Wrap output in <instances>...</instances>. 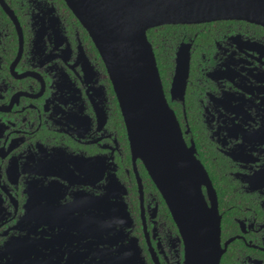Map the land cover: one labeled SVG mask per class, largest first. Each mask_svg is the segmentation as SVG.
<instances>
[{
    "label": "flooded vegetation",
    "instance_id": "obj_1",
    "mask_svg": "<svg viewBox=\"0 0 264 264\" xmlns=\"http://www.w3.org/2000/svg\"><path fill=\"white\" fill-rule=\"evenodd\" d=\"M179 36L176 50L191 43V63L185 100L172 106L213 171L206 167L228 243L221 264H264V26L220 19L179 24ZM196 138L206 142L200 149ZM90 157L97 160L88 169ZM117 179L130 214L122 252L137 238L146 264H158L151 247L159 264H184L178 227L133 159L87 29L65 0H0V264H103L76 196L100 194Z\"/></svg>",
    "mask_w": 264,
    "mask_h": 264
},
{
    "label": "water",
    "instance_id": "obj_2",
    "mask_svg": "<svg viewBox=\"0 0 264 264\" xmlns=\"http://www.w3.org/2000/svg\"><path fill=\"white\" fill-rule=\"evenodd\" d=\"M65 1L107 65L133 159H141L171 211L179 230L178 241L184 243V264H221L228 243L222 244L218 194L194 141L188 143L185 139L172 106L185 100L191 43L183 42L175 52L168 98L148 30L220 19L264 26V0ZM96 160H86L88 169ZM119 186L117 179L100 194L78 190L77 201H84L87 237L103 245L100 263L146 264L137 238H131L132 248L126 254L118 246L126 238L121 232L124 224L130 227L129 222H124L130 217L127 202L121 201V192L116 193ZM110 247H116L117 254L109 253ZM150 251L159 264L154 247Z\"/></svg>",
    "mask_w": 264,
    "mask_h": 264
},
{
    "label": "trees",
    "instance_id": "obj_3",
    "mask_svg": "<svg viewBox=\"0 0 264 264\" xmlns=\"http://www.w3.org/2000/svg\"><path fill=\"white\" fill-rule=\"evenodd\" d=\"M148 37L151 40L157 57L158 66L160 69L161 77L166 88L169 87L171 81V73L174 68V55L176 47L179 43V24H167L148 30ZM176 114L182 118V112L176 108ZM188 115L191 123L196 120L195 110H188ZM196 124V123H195ZM194 129L196 126H192ZM199 149L206 144L201 138H196ZM201 158L205 162L206 158L204 152H201ZM206 167L213 176V171L210 165L206 162ZM217 187V186H216Z\"/></svg>",
    "mask_w": 264,
    "mask_h": 264
}]
</instances>
